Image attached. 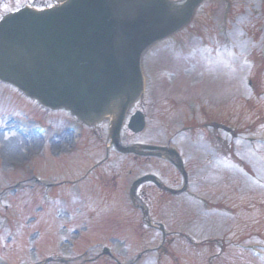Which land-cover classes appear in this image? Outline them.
Wrapping results in <instances>:
<instances>
[{
	"label": "rangeland",
	"instance_id": "obj_1",
	"mask_svg": "<svg viewBox=\"0 0 264 264\" xmlns=\"http://www.w3.org/2000/svg\"><path fill=\"white\" fill-rule=\"evenodd\" d=\"M40 1V5L47 6L51 3L50 0ZM17 5L18 0H0V14ZM217 29H227L232 44L237 45L243 53L248 48L253 51L252 58L258 57L259 53L264 56V0H204L196 8L191 22L174 34L173 41V38L166 39L157 45L178 46L174 50L185 46L194 48L199 42L198 36L208 43L213 40L211 34ZM153 50L160 49L155 47ZM168 52L172 53L170 49ZM162 54L164 55L163 52ZM261 61V71L257 73L252 68L249 71L247 68H239L238 64L236 65L239 67L235 65L228 69L207 68V65L204 67L199 64L197 58L191 57L179 63L174 59L175 63L166 75L165 84L161 80L157 85L153 80L150 83L146 80V92L151 91L168 109L163 114L162 121L159 117H153L152 126L138 134L129 133L125 127L126 120L124 121L122 143L168 142L172 147L183 149L186 166L193 181L194 198L186 195L185 203L188 205L184 209L188 210L187 213L162 214V220L175 223L172 222L174 214L177 219L184 217L181 221L192 241L176 238L164 245H160L159 233L150 231L141 222L139 224V218L133 221L135 238H126V242L120 234L121 238L113 236L115 240H111L113 226L99 220L84 221L73 201L70 202L73 206L68 208L70 204L66 207L58 199L51 203L50 211L36 213L43 204L38 197L37 187L33 186V178L37 181H59L56 168L48 172L49 178L42 177L39 162L47 160L52 163L54 158L51 156H60L70 146L60 141L61 136L55 137L61 134L62 126L57 125L58 122L52 115H46L45 112H39L42 121L52 128L45 142L39 144L40 151H36L39 145L34 143L38 139H16L14 124L18 126V123L9 120L11 115L24 114L23 111L36 115L38 111L35 110L39 108L15 90L11 91L0 85V264H64L60 258L69 259V264H80L81 260L77 257L89 246V255H84L83 258L90 259V262L81 264H116V260L122 263L132 261V264H264V141H261L264 139V58ZM257 62L255 61L256 64ZM148 63L149 61L146 63L143 60L145 76L150 64L151 67L157 66L156 61ZM164 64H170V61ZM179 72L190 83L199 79L198 84L186 87L196 89L201 96L205 95L209 103L218 99L230 101L231 113L222 112L218 102L210 107L213 112H205L206 107L190 111L186 104H178L182 99L177 101V98L171 97L172 94L179 93L184 99L189 97L187 90L178 87L182 83L175 79ZM161 85L164 87L160 88ZM154 86L160 88L159 92L152 90ZM166 93L170 94L168 99ZM214 112L222 115V122H230L232 130L236 132L235 136L228 137L215 123L221 116H214ZM32 121L36 119L32 118ZM28 125L27 121L22 122L23 127ZM123 162L121 161L119 170L113 171L125 181L150 172L170 173L169 170H164L165 164L155 159L148 162L137 160L133 168L127 161L126 164ZM23 171L31 173L33 178L19 181ZM18 181L21 185L19 191L12 192L11 188ZM59 188L73 196L70 188ZM59 188L48 190L49 195L68 199L66 192V196L57 192L56 189ZM79 189L81 193L85 192L83 186L79 185ZM65 209H70V212H64ZM104 209L108 207L100 209L102 214L113 215L111 211L105 212ZM93 210L100 216L96 209ZM36 215L39 220L35 222ZM155 215L161 216L159 213ZM123 227L125 230V226ZM132 227L133 225L130 226ZM180 227L179 222L171 229H181ZM73 228L81 232L82 236L88 233L85 241H81L80 235L79 239H73ZM7 233H14L12 241H8ZM33 246H36L35 250ZM103 247L112 252L114 259L105 255L94 257L101 254Z\"/></svg>",
	"mask_w": 264,
	"mask_h": 264
},
{
	"label": "water",
	"instance_id": "obj_2",
	"mask_svg": "<svg viewBox=\"0 0 264 264\" xmlns=\"http://www.w3.org/2000/svg\"><path fill=\"white\" fill-rule=\"evenodd\" d=\"M201 1L61 0L41 10L23 7L0 20V79L86 123L114 116L115 142L127 106L142 91L141 52L186 24ZM136 117L128 124L134 132L143 125Z\"/></svg>",
	"mask_w": 264,
	"mask_h": 264
},
{
	"label": "flooded vegetation",
	"instance_id": "obj_3",
	"mask_svg": "<svg viewBox=\"0 0 264 264\" xmlns=\"http://www.w3.org/2000/svg\"><path fill=\"white\" fill-rule=\"evenodd\" d=\"M33 1L38 2L40 0ZM211 36L213 37V41L215 43L220 37L218 32L212 33ZM224 43H228L226 36ZM210 47L211 48H209L208 50L196 52V58L198 59V63L203 65L207 61V63L203 65L204 67H219L225 64L226 66H229L231 68V58L233 50L231 45L226 44L223 46L222 44H214ZM157 48L160 50L152 51L148 59L156 60L162 58L163 63L170 61V64L166 65L168 68H172L175 63L173 62L172 57L173 52H176V50H172L174 46L163 45ZM163 49H168V51L170 49L172 53H169L168 51H161ZM162 52L164 53V55L162 54ZM195 81H199V79L197 78L195 79ZM179 96H181V94H179ZM190 96L193 98V102L194 105H196V109L206 107L207 110L205 112H213L210 107H212L214 103L218 102L217 104L222 107V112L228 114L232 111L230 101L218 99L209 103L205 95L201 96L199 92L190 94ZM166 99L168 98L166 97ZM181 99L183 101L180 100L178 104L185 105V99L183 97H181ZM164 105L165 104L162 100H159V98L156 99L154 94L149 92L145 94L144 101L141 99L136 100L131 105L130 109H132L133 111L144 110L145 112H143L145 113V124L146 127H149L152 126L153 117H162L164 116L163 114L168 111L166 105L165 107H163ZM38 108L39 110H35L38 111V114L36 113L35 116L41 118V113L39 112H45L46 115H52V118H54L58 122L57 125L62 126L61 134L56 135L55 137L61 136L60 141L68 144L67 146H70L67 151L63 153L59 152L61 153H58L60 156H58L57 153V157L51 156V158L54 159H48V161L52 160V163H48L46 159L45 162H47V164H45L43 160H41V162H39V160L38 162L41 164V175L44 177H49L48 172H50L51 169L56 168L58 170V172L56 173V177H58L59 181L54 182L51 186L52 189H50L53 190V188H59L60 186H62V188H70L71 192H74V196H69L68 192L60 188L59 190H57V192L62 193L64 196H66V194L64 193L66 192L68 195V199L66 198L65 200H72L73 197L75 198L73 202L76 204V207H78L77 211L85 213V215L82 216L84 221L90 222V214L94 212L93 209L99 210L104 207L114 209L117 213H123V215L133 214L132 216L125 217V221H120L116 225L113 224L112 230V232L117 233L120 238L122 236L123 239L126 240V238H128L130 240L135 238V226L132 220L135 217L136 213L145 211L151 214L163 212L165 210L177 211L183 210L188 205L185 203L186 193L192 191L193 181L188 166H186V159L182 148L178 149L174 147L178 152V156H171L169 154H165L164 158H157L153 155L143 157L133 155L122 158L118 155L114 147H112L111 145L106 147V129L105 127H103L102 124L86 126L79 122V126L81 127L82 131L80 132L77 140L72 142L71 134L66 129H64L66 121H72L69 114L61 110H50L39 105ZM60 113H63L65 115L61 116ZM217 115L221 117L216 119V124L223 130H229V127H227L228 125L226 123L230 122H226L224 120L222 122V115L219 112H214V116L217 117ZM229 142L230 141H228V143ZM40 143L41 141L38 140L36 142V146ZM148 144L157 147H172L169 146L170 143L168 142L164 144L148 142ZM36 148V151H40L41 146L39 145V147ZM56 148H58V146H56ZM157 152H159L158 149L151 151L152 154H156ZM150 159L161 161L162 164H165L168 168L167 169L166 167H164V170H169L170 173H145L154 175L156 178V182L146 181L139 184L135 190L134 199L130 200L128 195V188L130 186V183L137 176L130 177L129 180L125 181L124 179H121V177L118 176L117 173H114L113 169L119 170L121 161H124L123 164L127 163L131 168H133L137 160H145L146 162H148ZM125 161L127 162L125 163ZM176 164H179V169L175 167ZM130 171L131 170L129 169V172ZM181 172H184L185 178L181 175ZM157 182L162 183L173 190H177L182 187L183 189H181V191L178 193H172L159 188ZM79 185L83 186L85 190L84 193L80 192ZM72 206L73 205L70 204V206L67 207L71 208ZM123 215H120L117 218H122ZM131 225H133L132 228H130ZM123 226H125V230ZM83 227L85 228V226ZM85 238H87V234L81 237L80 239L83 240ZM172 239L173 238H169V236H166L164 238V243H168ZM83 255L88 256L89 254L88 252H85ZM100 256L101 254H97L94 257ZM79 257L80 256H78L77 258ZM108 258L112 257L109 256ZM79 260H81V263L90 262V259L79 258ZM64 261L66 262V264H68L69 259H66Z\"/></svg>",
	"mask_w": 264,
	"mask_h": 264
},
{
	"label": "bare ground",
	"instance_id": "obj_4",
	"mask_svg": "<svg viewBox=\"0 0 264 264\" xmlns=\"http://www.w3.org/2000/svg\"><path fill=\"white\" fill-rule=\"evenodd\" d=\"M35 148V146H33Z\"/></svg>",
	"mask_w": 264,
	"mask_h": 264
}]
</instances>
